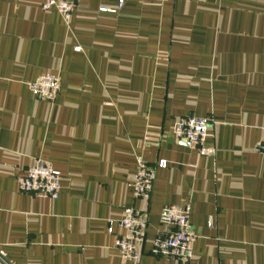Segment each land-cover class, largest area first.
Segmentation results:
<instances>
[{"label": "crops", "instance_id": "1", "mask_svg": "<svg viewBox=\"0 0 264 264\" xmlns=\"http://www.w3.org/2000/svg\"><path fill=\"white\" fill-rule=\"evenodd\" d=\"M42 2L0 0L1 257L130 264L114 247L130 206L148 216L140 264H179L150 241L165 206L189 204V264H264V0H78L69 25ZM47 72L52 103L28 85ZM183 116L212 120L210 155L174 138ZM136 155L156 168L148 201ZM37 158L62 175L56 200L18 189Z\"/></svg>", "mask_w": 264, "mask_h": 264}, {"label": "built area", "instance_id": "2", "mask_svg": "<svg viewBox=\"0 0 264 264\" xmlns=\"http://www.w3.org/2000/svg\"><path fill=\"white\" fill-rule=\"evenodd\" d=\"M154 2L162 0H141ZM78 0H43V10L56 9L63 22L69 25L73 13L77 8ZM125 0H118L116 8H120ZM100 11L114 12L116 9L101 6ZM81 50L80 46L75 47ZM30 90L38 98L54 102L61 90V80L57 73H44L29 84ZM212 120L208 117L183 116L179 117L173 126V135L177 140H182L193 149H197L201 155H210L212 149L204 146L209 136V128ZM136 173L131 187L135 198L148 201L152 195L156 168L150 166L141 156L136 155ZM164 161L158 167H165ZM18 189L23 194L56 200L62 187V175L48 162L37 158L16 173ZM191 207L189 204L168 205L162 209L160 215L161 224L169 229L153 238L151 253L157 256L174 259L179 264H189L193 258V243L197 238L190 224ZM112 225V221H110ZM209 225H213L210 219ZM120 233L114 238V247L123 263L140 264L143 256V248L147 242L146 232L148 228V216L144 211L134 207H123L122 217L118 220ZM109 233L112 228L109 227ZM0 264H10L0 255Z\"/></svg>", "mask_w": 264, "mask_h": 264}]
</instances>
